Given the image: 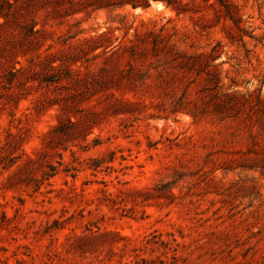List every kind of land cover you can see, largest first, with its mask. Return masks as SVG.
Returning a JSON list of instances; mask_svg holds the SVG:
<instances>
[{"label":"rangeland","instance_id":"rangeland-1","mask_svg":"<svg viewBox=\"0 0 264 264\" xmlns=\"http://www.w3.org/2000/svg\"><path fill=\"white\" fill-rule=\"evenodd\" d=\"M0 0V264H264V0Z\"/></svg>","mask_w":264,"mask_h":264},{"label":"trees","instance_id":"trees-1","mask_svg":"<svg viewBox=\"0 0 264 264\" xmlns=\"http://www.w3.org/2000/svg\"><path fill=\"white\" fill-rule=\"evenodd\" d=\"M123 2L121 3H129L132 7H137V6H142V7H147L149 5V0H122ZM164 2L168 7H172L175 9L178 13L181 11L179 7L175 4V0H160ZM3 14L0 12V17Z\"/></svg>","mask_w":264,"mask_h":264}]
</instances>
